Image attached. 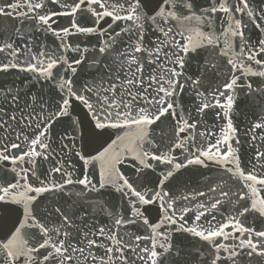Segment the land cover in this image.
<instances>
[{"label": "snow or ice", "instance_id": "1", "mask_svg": "<svg viewBox=\"0 0 264 264\" xmlns=\"http://www.w3.org/2000/svg\"><path fill=\"white\" fill-rule=\"evenodd\" d=\"M0 264H264V4L0 0Z\"/></svg>", "mask_w": 264, "mask_h": 264}, {"label": "water", "instance_id": "2", "mask_svg": "<svg viewBox=\"0 0 264 264\" xmlns=\"http://www.w3.org/2000/svg\"><path fill=\"white\" fill-rule=\"evenodd\" d=\"M257 4H264V0H256ZM75 39V38H74Z\"/></svg>", "mask_w": 264, "mask_h": 264}]
</instances>
